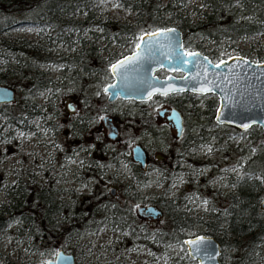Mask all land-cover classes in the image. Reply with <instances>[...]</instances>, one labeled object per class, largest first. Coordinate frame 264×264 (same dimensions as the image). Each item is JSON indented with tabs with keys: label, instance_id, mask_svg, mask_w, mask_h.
Listing matches in <instances>:
<instances>
[{
	"label": "rangeland",
	"instance_id": "rangeland-1",
	"mask_svg": "<svg viewBox=\"0 0 264 264\" xmlns=\"http://www.w3.org/2000/svg\"><path fill=\"white\" fill-rule=\"evenodd\" d=\"M100 3L114 21H133L134 13L123 9L116 0H100ZM184 7L186 11L179 8L182 9L181 15L186 13L192 26L184 29L183 44L186 49H198L212 60L230 54L264 60V27L235 39L228 36L212 38L207 28L193 27L201 19L199 13L202 10L207 12L209 7L202 0H188ZM224 9L227 16L237 21L263 12L264 21V8L260 11L257 2L246 7L239 0H233L232 3L226 2ZM178 23L171 22L175 26ZM38 30L37 25L19 18L4 32L7 39L31 40L37 59L28 54V47V52L18 53L22 58V64L18 65L11 49L0 45V78L5 68L24 69L23 62L29 60L53 80L51 87L35 93L30 101L32 106L22 104V108L29 112L23 115L25 120L6 125L0 115V210L7 209L9 196L6 193L15 191L16 186L40 185L48 189L59 203V211L55 214L57 221L75 223L85 216L84 198H90L89 202L96 201L98 213H103V218L86 220L70 235L54 242L39 240L27 234L28 230L21 228L19 223L11 221L0 233V264H40L59 248L72 252L75 264H195L183 242L179 241L178 233L182 238L197 233L210 234L217 239L221 237L220 259L225 264H264L262 242L254 243L252 253L242 258L238 256L240 250L230 244L236 236L228 230L224 220L226 197L235 192L237 181L245 174L243 161L246 153L253 151L250 136L259 130V126L247 129L234 127L224 137L230 146L226 153L225 142L220 144L214 135V131L222 128L212 118L216 96L178 92L167 99L153 97L147 102L113 101L112 112L107 115L117 128L116 139L106 136L107 129L100 119L101 114L97 119L90 118L85 122L88 126L97 120L100 127L94 132L93 141L89 142L90 129L82 127L77 130L76 125L69 122L82 123L78 115L91 112L85 95L92 100L96 97L97 102L105 96L101 89L110 80V62L130 52L137 35L132 39L127 34H121L119 39H124V42L108 40L100 28L90 26L81 32L70 29L67 41H55L49 27L44 28L43 38L38 36ZM6 63H9L8 67ZM99 67L102 68L100 71ZM22 72L19 70V73ZM161 72L164 73V70ZM10 75L6 74L7 77ZM0 84L7 85L3 81ZM14 94V104L10 108L16 109L19 97L24 94L22 90L17 93L15 89ZM167 100L175 102L183 114L184 133L181 139L176 138L175 130L165 116L157 114L159 108L171 106ZM69 101L76 103L75 110L65 107ZM141 113L151 119L148 130L132 123ZM128 134L132 138L128 139ZM126 139L128 148L134 142L142 146L146 154V168L141 170L139 166H134L129 150L121 151L120 144ZM181 142L184 144L181 145ZM101 147L104 151L99 156L98 149ZM173 150L180 151L177 168L173 167ZM135 167H138L135 169L137 174H146L143 182L137 181ZM111 187H114L113 193L110 192ZM124 198L127 201L134 199L133 205L151 204L160 212L153 216L147 211L146 215L139 216L134 211L127 217L126 212L121 211ZM159 200L171 201L172 207L182 215L179 221L182 225L168 242L162 239L168 237L163 232L166 231L167 217ZM102 201L111 204L101 205ZM96 223L97 227L91 229ZM139 223L141 228L136 227ZM135 227L141 231L140 243L133 241L136 239Z\"/></svg>",
	"mask_w": 264,
	"mask_h": 264
},
{
	"label": "trees",
	"instance_id": "trees-1",
	"mask_svg": "<svg viewBox=\"0 0 264 264\" xmlns=\"http://www.w3.org/2000/svg\"><path fill=\"white\" fill-rule=\"evenodd\" d=\"M116 1L123 9L134 13L132 22L123 23L111 19L100 0H0V45L11 49L18 65L22 64V58L18 53L20 51L28 52V47H30L28 54L37 59L36 52H33L31 40L22 38L14 41L4 36V32L19 18H24L30 24L37 25L40 38L44 36V28L49 27L52 33L51 37L55 41H67L70 29L81 32L90 26L100 28L108 40L116 39L117 41L122 40L119 39L121 34H127L135 39L134 35L155 28L170 26L172 21L179 22L177 27L181 29L182 34H184L186 27L192 28L187 14L181 15L182 9H179L183 8V11H186L184 5L188 0ZM161 1H164V4H160ZM246 1L239 0L246 7H250L254 2H257L260 11L264 8V0ZM202 2L209 7V10L207 12L202 10L199 13L201 19H198L193 27L207 28V33L212 38L228 36L235 39L250 35L264 27L263 12L237 21L234 17L227 16L224 9V4L226 2L232 3L233 0H202ZM91 32L96 34L95 31ZM122 42H124V39ZM43 59L45 58H41V60ZM23 64L25 65L24 69L9 70L5 68L0 78V81L11 86L17 93L22 90L24 94V96L19 97V107L16 109L10 108L14 102L0 104V115L3 116L2 123L6 125L15 123L18 120H25L23 115L27 114L28 110L23 109L22 104L25 103L26 107L32 106L33 104L30 101L35 93L38 90L51 87L53 83L51 77L45 76L46 72L43 69H38L37 64H32L29 60H25ZM5 65L8 67L9 63ZM101 69L99 67V71ZM19 70L23 72L19 73ZM7 73L11 74L10 77L6 76ZM164 98L168 97L165 96ZM109 104L104 99H100L97 114L101 113V106H109ZM214 104L215 101H213ZM98 129L100 130V127ZM232 129L234 127L231 125H222L220 130L214 131L219 143L225 142L224 150L226 153L229 151L230 146L224 137ZM90 134L91 139L89 142H92L93 134ZM250 146L253 147V151L246 153L242 165L245 174L237 181L235 192L227 195V203L224 208L226 214L224 220L227 228L236 236L230 244L240 250L238 255L240 258L253 252L254 243L262 242L264 244V209L261 206V200L264 198V128L259 126V130L250 136ZM120 149L121 151L128 150L125 141L120 144ZM103 151V147L98 149V155L101 156ZM111 159L115 160V158ZM157 160L160 161V159ZM169 160H171V156ZM177 164L178 162L174 163V168H177ZM136 168L138 167L134 169ZM253 174L257 176H253ZM145 178L146 174H143L140 181H144ZM204 185L206 188L208 187L206 184ZM15 188V191L6 193L9 196L7 209L0 210V233L6 230L9 222L15 221L20 224L21 228L28 230L26 231L27 234H32L35 238L38 237L39 240L50 239L54 242L70 235L75 228L82 226L86 220L96 217H100L102 220L103 218V213H98L99 209L96 201L91 200L89 202L90 198H84L82 203L85 204L86 215L81 216V219L75 221V223L71 221L64 224L62 221L56 220L55 214L59 211V203L48 189L40 185L35 187L18 185ZM103 196L106 197L107 193L104 192ZM131 201L123 199L124 207L121 208V211L126 212L127 217H129L128 212L131 209ZM102 204L108 206L111 202L102 201ZM159 204L163 206L167 217L166 231L163 232L168 237H162V239L164 242H168L172 240V234H176V230L182 225L179 223L182 215L172 207L171 201L159 200ZM74 218L77 219L78 217L74 216ZM96 227L97 223L91 229L94 230ZM177 236L179 241L182 242V235L178 233ZM237 237L245 238L238 239ZM218 241L222 247V238H218Z\"/></svg>",
	"mask_w": 264,
	"mask_h": 264
},
{
	"label": "water",
	"instance_id": "water-1",
	"mask_svg": "<svg viewBox=\"0 0 264 264\" xmlns=\"http://www.w3.org/2000/svg\"><path fill=\"white\" fill-rule=\"evenodd\" d=\"M157 29H175L176 31L171 35V42L163 37L159 38L160 44L157 45L158 53L155 59H150L147 53L137 50L134 44L130 52L112 61L108 66L111 80L105 83L102 88V91L107 94V100H113L116 97L138 101L147 100L149 94H151L150 98L154 95L163 96L162 93L168 88L183 89L169 93L188 91L198 94H214L217 102L213 119L216 123L229 124L238 129H246L244 125H249V127L258 125L264 128V60H252L241 54H230L215 61L211 60L208 55L197 49H186L183 45L182 31L175 25L144 31L138 34L137 38L145 32H152ZM137 51H140L142 59L138 63L128 66L126 78H122L123 74H113L111 71L112 64L125 57H132ZM187 52L199 53L200 55L195 58V62H193L192 57H186L189 63L181 65L178 63L177 53ZM205 57L212 62V65L220 64L221 61L225 62L214 70L212 65H209L207 79H205L204 71ZM245 61L248 63L246 64ZM254 62H258L259 66ZM160 69L166 70L167 73L159 76L156 72ZM110 85H115V87L110 88L109 92H105L104 89ZM200 88H211L212 90L202 93L197 91ZM14 97L12 87L0 84V103H10ZM69 104L67 103L68 106ZM164 111L165 108L158 110L159 114ZM166 117L172 121L176 135L179 136L182 130L179 111L175 107H171ZM102 119H106L105 116ZM109 128L115 129L112 124ZM109 134L110 137L115 136V132L112 130H109ZM131 156L141 166L146 165L145 151L138 143L131 146ZM113 191L114 187H111L110 192ZM261 206L264 209V198L261 200ZM141 208L149 211L153 216L160 212L151 204ZM199 237L205 238L204 243L199 245V252L193 245L185 243L186 241L197 240ZM182 242L188 255L196 261L195 264H225L220 259L219 241L213 235L197 233L184 237ZM40 264H75V258L73 253L59 248L52 257Z\"/></svg>",
	"mask_w": 264,
	"mask_h": 264
},
{
	"label": "flooded vegetation",
	"instance_id": "flooded-vegetation-1",
	"mask_svg": "<svg viewBox=\"0 0 264 264\" xmlns=\"http://www.w3.org/2000/svg\"><path fill=\"white\" fill-rule=\"evenodd\" d=\"M167 27V26H166ZM138 36V35H137ZM136 40H137V38H136ZM136 43V42H135ZM184 45V44H183ZM198 50V49H197ZM128 53V52H127ZM205 54V53H204ZM207 55V54H206ZM242 55V54H241ZM245 56V55H244ZM247 57V56H246ZM118 58V57H117ZM249 58V57H248ZM211 59V58H210ZM212 60V59H211ZM253 60V59H252ZM114 61V60H113ZM215 61V60H214ZM111 63V62H110ZM162 70H164V69H160V70H158L156 73L159 75V76H162V75H165L166 73H167V71L166 70H164V73H162L161 71ZM105 72H107V70L105 71ZM108 74L110 75V73H109V71H108ZM176 74V73H175ZM110 80H111V76H110ZM109 80V81H110ZM109 81H107V82H109ZM107 82H105V83H107ZM104 83V84H105ZM103 84V85H104ZM103 85H102V88H103ZM101 91H102V89H101ZM185 92H188V91H185ZM102 93H104L103 91H102ZM190 93H192V92H190ZM105 94V96L104 97H102V99H104L107 103H110L109 104V106L108 105H103V106H101V113L99 114V115H101L102 114V116L100 117V119H101V121H102V124H103V126L107 129V133H106V136L108 137V139H116V137H117V128H116V126L112 123V120H111V117H109L108 115H107V113H111L112 112V110H111V103H113V101H115V100H117V99H123V98H120V97H116L115 99H113V100H107V98H106V93H104ZM172 94H175V93H169L168 95H163V96H161V95H154V96H152L151 98H153V97H161V98H164L165 96H167V97H169V96H171ZM196 94H198V93H196ZM214 95V94H213ZM84 98H85V100H86V103H87V107H88V109H89V107L91 108L90 110H91V112L90 113H87V114H84V115H78V118L79 119H81V120H83V122L82 123H76L74 120H71L70 122H69V124L70 125H76L75 126V128L76 129H78L79 128V130H80V128H84V127H86V128H89L90 129V131H91V133L92 134H94V132L95 131H98V127H99V125H98V121L97 120H94L93 121V123L91 124V125H88V126H86L85 125V122H87L88 121V119H90V118H98V114H97V107L99 106V102H97V99H96V97L92 100V98L91 97H88L87 95H85L84 96ZM98 98V97H97ZM151 98H149V99H147V100H141V101H138V100H134V99H126V100H133V101H137V102H147V101H149ZM165 99H167V98H165ZM94 101L96 102V103H94ZM167 102H169L168 100H167ZM217 102V101H216ZM67 103H70L69 104V106L67 105ZM66 104H65V107L68 109V110H70V111H73V110H75V108H76V103H74L73 101H69V102H67ZM169 104H171V106H169V107H166V106H164V107H161V108H165V111L162 113V114H159V112H158V110L160 109H158L157 110V114L160 116V117H162L163 115L165 116V119L170 123V125H172V127L174 128V126H173V123H172V121H170V120H168L167 119V117H166V115H167V113L169 112V109L171 108V107H175L178 111H179V113H180V115H181V121H182V130H181V133L179 134V136H177L176 135V131H175V136H176V138L177 139H181L182 137H183V133H184V120H183V114L181 113V110L179 109V108H177L176 106H175V102H173V103H170L169 102ZM215 107H216V105H215ZM215 109V108H214ZM214 112V111H213ZM103 113H106V114H103ZM98 115V116H97ZM105 116V118L106 119H102L103 117ZM135 117V116H134ZM133 117V118H134ZM212 118H213V116H212ZM135 121V122H134ZM213 121H214V119H213ZM215 122V121H214ZM132 123L135 125V126H140L141 128H143V129H146V130H148V129H150L151 128V119L149 118V117H146L145 115H143L142 113L139 115V116H137V117H135L134 118V120H132ZM216 123V122H215ZM113 125L114 127H115V129H113V128H109V126L110 125ZM216 124H218V123H216ZM218 125H229V124H218ZM232 126V125H231ZM253 126V125H252ZM233 127H235V126H233ZM129 128L131 129L132 128V125H130L129 126ZM249 128V127H248ZM247 129V128H246ZM109 130H112V131H114L115 132V136L114 137H110L109 135ZM174 130H175V128H174ZM128 139L129 138H132V136L130 135V134H128L127 136H126ZM186 138V137H185ZM125 142L127 143V139L125 140ZM134 143H136V142H134ZM134 143H132L131 145H130V147L128 148V150L130 151V155H131V146L134 144ZM182 143L184 144V142H181V145H182ZM128 145V144H127ZM142 147V146H141ZM128 150H125V151H128ZM181 150V149H180ZM179 153H180V151H177V150H173V152H171V154H172V162H173V167H174V163L176 162H178V160H177V157L179 158ZM174 157H175V160H173L174 159ZM131 158H132V156H131ZM132 160H133V158H132ZM145 160H146V154H145ZM133 162H134V166H139V168L142 170V169H144V168H146V166H147V161H146V165L145 166H141L138 162H136L135 160H133ZM139 169V170H140ZM138 170V169H137ZM134 172H135V176H136V178H139V179H137V181L138 182H141L140 181V179H141V177H142V175L144 174H142L141 175V173L139 174H137L136 173V170L134 169ZM143 182V181H142ZM114 192V191H113ZM112 192V193H113ZM131 201V200H130ZM133 203H134V199H133V201H131L130 202V204H131V209H129V212H128V215H130V213L131 214H133L134 213V211H136V213L139 215V216H143V215H146V210H144L143 208H141V207H146V206H143V205H133ZM135 206V207H134ZM141 223H139L138 225L136 224V227L138 226V227H140L141 228ZM135 227V228H136ZM134 231L136 232V234H135V236H136V239H134L133 241H136V242H138V243H140V242H142V239H141V231H138V228H136V229H134ZM219 244H220V242H219ZM220 252H221V246H220ZM72 253V252H71ZM74 255V254H73ZM75 258V257H74ZM232 264H235V263H232Z\"/></svg>",
	"mask_w": 264,
	"mask_h": 264
},
{
	"label": "snow or ice",
	"instance_id": "snow-or-ice-1",
	"mask_svg": "<svg viewBox=\"0 0 264 264\" xmlns=\"http://www.w3.org/2000/svg\"><path fill=\"white\" fill-rule=\"evenodd\" d=\"M175 31H176L175 29H157L152 32H145L137 38L138 42L135 43V48L137 50L147 53L150 59H155L158 53L157 45L160 44L159 38L163 37L165 40H168L169 42H171V35L175 33ZM177 47H179V45H177ZM140 51H137L132 57H125L124 59L119 60L116 63L112 64L111 71L113 72V74H116V75L123 74L122 78H126V71H127L128 66L133 63H138L142 59L140 55ZM199 55H200L199 53H194V52L177 53V60H178V63H180L181 65H184V64L189 63L186 57H192L193 62H195V58L198 57ZM204 60L206 61V64L204 66L205 79H207L208 66L212 65V62L208 61L206 57L204 58ZM223 63L225 62L221 61L220 64L212 65L213 70L216 68H219L221 64ZM245 63L247 64L248 62L245 61ZM254 63H257V66H259L258 62H254ZM161 67H163L162 64H161ZM189 79H191V77H189ZM114 87L115 85H110L109 87L105 88L104 91L109 92L110 88H114ZM182 90L183 89L168 88V89H165L162 94L168 95L169 92L171 91H182ZM211 90H212L211 88L197 89V91L202 92V93L209 92ZM150 96L151 94H149V98ZM244 127L247 128L249 127V125H244ZM205 203L207 202L205 201ZM204 239L205 238L203 237H199L197 240L186 241L185 243L193 245L196 248V251L199 252L200 250L199 245H202L204 243ZM57 256H59V253H57Z\"/></svg>",
	"mask_w": 264,
	"mask_h": 264
}]
</instances>
